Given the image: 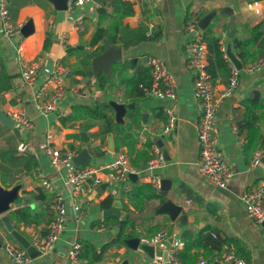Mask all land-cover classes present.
<instances>
[{"label": "crops", "instance_id": "1", "mask_svg": "<svg viewBox=\"0 0 264 264\" xmlns=\"http://www.w3.org/2000/svg\"><path fill=\"white\" fill-rule=\"evenodd\" d=\"M112 1L101 0L96 4L87 0L81 6L57 10L50 0H8L12 21L23 25L31 20L33 30L27 36L20 33L4 37L0 34V88H4L0 91V110L7 113L12 108L24 106L32 124L24 127L15 123L12 128H8L0 123V151L11 150L15 160L14 165L8 162L2 165L10 172L9 180H13L9 186L16 181L23 183L20 192L23 202L20 206L28 205L32 214H38L40 218L36 225L11 222L29 241L34 237H44L54 214V195L60 194L66 202L64 229L54 248L46 257L33 258L29 264H68L67 255L73 240L81 243L78 264H89L93 257L99 259L96 261H99L98 264H116L123 256L133 254L123 241H111L118 233L108 239L105 236L116 226L121 231L122 220L132 224L126 228V233H131L129 237H139L141 242L154 245L155 248L154 258H149L144 252L136 253L131 264H168L170 247L179 249L183 264H194L201 257L210 263L225 250H232L248 264H264V225L248 217L240 200L243 191L264 182V67L254 73L241 71L238 87L231 96L222 99L216 112L214 134L227 164L233 170L227 186L220 188L198 170V104L193 92L194 73L187 65L186 52V46L192 41L206 43L202 36L204 30L196 28L197 21L213 9L229 6L233 24L230 25L229 15L220 13L207 28L211 36L219 38L221 51L222 48L225 50L229 42L231 51L242 65L246 64L240 57L242 48L238 42L250 38V29L255 25H264V0L258 1L259 12L247 8V3L253 0H122L129 2L133 9V13L122 20L117 33L121 37L119 43L112 40L113 46L122 48L120 62L123 69L110 71L109 77L104 73L107 81L101 88V81L95 73L81 75L72 74V71L83 69L80 63L83 54L91 53L97 47L103 48L99 53L104 52L108 48L105 40L111 37H104L79 54L69 53L68 47H75L82 42L87 45L97 26L106 27L112 22V17L105 14L113 12ZM99 6L104 11L97 12ZM231 29L235 30L233 37H229ZM143 35L153 38L124 46V43H131ZM17 45H20L27 60H41L38 74L30 85L22 80L18 71L15 61ZM150 55L163 59L173 75L176 90L174 101L154 97L147 92L142 98L128 97L126 81L136 71L148 67L145 61ZM213 60L216 63V59ZM57 62L70 71L65 86L84 92L85 97L91 99V105L110 99L125 104L135 103V107L127 111L123 124L129 138L134 141L131 153L127 144L117 147L112 133L101 140L98 122H61L60 118L67 116L75 105L76 95L69 90L49 116L43 117L38 113L33 95L42 87ZM216 74L214 84L221 91L229 72L217 71ZM165 108L172 109L176 123L170 133L161 135ZM134 110L140 114L138 122L132 119ZM143 113H146L144 120ZM107 114L114 116L111 107ZM86 124L89 125L85 127ZM48 131L52 132L57 147L71 148L78 144L79 151L86 148L91 157L90 164L107 165L114 159L116 151H124L133 172L137 174L136 180L129 179V189L126 190L123 183L104 175L101 185L91 193L77 199L69 198L66 187L68 167L53 168L43 149ZM159 140L167 159L163 165L150 171L146 168V162L152 144ZM20 143L25 146L24 151L18 149ZM258 150L263 151L261 161L249 169L250 161ZM26 154L32 155L35 161L30 168L28 162L22 159ZM37 171L52 183L54 192H48L41 185ZM152 178L170 179L167 197L183 205L188 214L194 215V221L177 233V222H171L166 215L149 217L150 211L160 202L158 197H149L152 190L142 187L150 185L159 193V189L151 182ZM135 187H141L140 197L135 198L138 204L142 198L141 210L128 196V192ZM38 189L41 191L38 192ZM117 194L122 204L120 213L103 217V211L112 207ZM79 211L83 212L80 218ZM162 230L167 232V237L156 242L155 236ZM212 233L216 234L215 238ZM9 235L0 221V263L14 264L5 254L3 242L7 239L16 245L20 244ZM213 239L218 241L214 243Z\"/></svg>", "mask_w": 264, "mask_h": 264}, {"label": "built area", "instance_id": "2", "mask_svg": "<svg viewBox=\"0 0 264 264\" xmlns=\"http://www.w3.org/2000/svg\"><path fill=\"white\" fill-rule=\"evenodd\" d=\"M87 0H67V8L81 6ZM8 0H0V34L4 37L19 35L21 32V23H14L8 11ZM247 8L259 12V2L253 0L247 3ZM187 65L194 73L193 92L198 104L199 119L196 125V138L199 146L198 170L200 174L208 179L214 185L224 188L227 186L233 176V170L227 164L223 156L218 140L214 134L216 123V112L222 99L229 97L236 90L240 83L241 71L254 73L264 67V57H258L256 60L242 65L238 69L228 58L224 48H222L223 57L228 62L229 77L223 89L218 91L214 81L208 72V48L206 43L195 40L186 46ZM15 61L18 66L19 74L22 80L30 85L34 82L41 64L40 58L27 60L22 54L20 45L16 46ZM146 65L149 68L151 84L146 89L149 95L158 98H166L174 101L176 99L175 82L173 75L167 69L166 63L158 56L150 55L146 57ZM69 69L57 62L40 89L33 95V101L38 113L47 117L57 108V105L66 91H71L76 97H85L86 94L77 88L65 86V80L69 76ZM52 87V89H51ZM47 96L44 100L43 97ZM7 116L15 123L24 127L31 126V120L26 114L24 106L12 108L7 111ZM164 122L160 129V134L170 133L175 127L176 116L172 109L165 108ZM20 151L25 150V146L18 145ZM44 152L55 169L68 167L66 175V187L68 197L77 199L82 195L91 193L94 188L99 187L103 181V176L108 175L111 178L123 183V187L129 189L128 174L133 172L128 158L124 151L118 150L114 159L107 165L100 166L86 164L76 166L73 163V157L79 152V145L75 144L71 148H60L55 146L53 134L48 131L43 142ZM262 150H258L253 155L249 169L260 163ZM165 157L160 146L154 142L151 147V154L146 162V168L150 171L163 165ZM41 185L48 191L54 192L52 183L44 178L37 171ZM152 184L156 189H160V179L152 178ZM54 214L47 225L44 237H34L30 244L39 252L40 256L48 255L54 248L55 242L59 239L66 220V202L60 194L54 195ZM240 200L243 203L246 213L257 224H264V182L256 187L245 190L240 194ZM83 212L79 211L78 218ZM214 236L215 234L212 233ZM167 237L166 231H159L155 236V241L160 242ZM3 249L8 259L14 264H29L31 257L26 248L16 245L9 240H4ZM81 243L73 240L70 243L67 259L68 264H78L80 258ZM220 264H248L242 257L238 256L232 250H225L217 259ZM168 264H183L180 259L179 249L170 247L168 249ZM194 264H209L205 258H199Z\"/></svg>", "mask_w": 264, "mask_h": 264}, {"label": "trees", "instance_id": "3", "mask_svg": "<svg viewBox=\"0 0 264 264\" xmlns=\"http://www.w3.org/2000/svg\"><path fill=\"white\" fill-rule=\"evenodd\" d=\"M260 1V0H256ZM112 10L113 12L111 14H107L108 16L112 17V22L108 24L106 27H99L97 26L90 41L87 45H85L83 42L79 43L75 47H68V52H74L79 54L81 51H85L88 46H93L100 42L104 37H111L112 40L116 43H119V39L121 37L117 36V33L119 32L120 25L122 24V20L125 16L131 15L133 13L132 6L129 2H125L122 0H113L112 1ZM102 16H104L102 14ZM262 24H257L254 27L250 29V38L245 39L243 41H239L242 48V52L240 53V57L242 58L244 63H249L254 60H256L258 57H264V35L262 32ZM203 40L207 44L208 48V72L212 76V79L216 78V72L222 71V72H229L228 62L223 57V52L220 50V40L217 37H213L210 35V29L207 28L202 32ZM153 37L143 35L141 37H138L137 40L132 41L131 43H124L125 47H128L134 43L145 41V40H152ZM102 47H97L93 52L91 53H85L83 54V58L81 59L80 63L83 67V69H74L72 71V74H81V75H91L93 72L90 68V61L91 58L102 51ZM216 59V63H213ZM123 65L120 61H116L111 65V71H117L122 70ZM97 79L101 81V88H103L104 83L107 81L105 78L104 72H100L97 75ZM126 93L128 97L131 99L134 98H142L145 93L146 89L151 84V76L149 72V68L145 67L141 70L136 71V73L126 81ZM4 90V88H0V91ZM110 109V106L106 101L103 102H97L95 105H86V104H75L71 107L70 113L67 116L61 117L60 120L63 124H66V122L70 121H77V120H83L84 122H98L99 123V136L101 140H104L105 136L108 133L114 134L117 147L122 146L124 144H127L129 147L130 153L132 152V145L134 143L133 140H131L126 133V126L123 124L116 123L114 121V118L107 114V110ZM132 119L139 121L140 114L137 111H133ZM89 124H86L85 127H87ZM9 142V140H8ZM264 143V140H263ZM0 180L1 183L4 186H9L13 180H9V174L8 169L5 168L2 164L3 163H10L11 165H14L13 163L15 160H13V153L11 150H7V152L0 151ZM23 161L28 162V167H32L35 163L34 158L30 154H26V157H22ZM10 173V172H9ZM143 188H147L152 190V193H150L149 197H158L159 199H162L159 196V193L153 190L152 186L150 185H143ZM139 189L141 187H135L133 190H130L128 192V196L132 203L138 208V210L143 209L142 204V198L139 199L141 202L138 204V202L135 201V198H139ZM41 189H38V192H40ZM8 216L14 224L23 223L25 225L30 224H38L39 221V215L38 214H32L31 209L28 205L26 206H18L15 209L11 210L8 213ZM132 225L130 224V221L122 220L121 221V231L118 233V235L111 239V241L118 240L119 242H122L124 238H128L131 233H126L127 226ZM215 234V233H214ZM212 235V234H211ZM11 237V235H9ZM212 237H216V234ZM217 239H213V242H217ZM183 257V256H182ZM99 260L96 257H93L92 260L89 262V264H95V262Z\"/></svg>", "mask_w": 264, "mask_h": 264}, {"label": "water", "instance_id": "4", "mask_svg": "<svg viewBox=\"0 0 264 264\" xmlns=\"http://www.w3.org/2000/svg\"><path fill=\"white\" fill-rule=\"evenodd\" d=\"M96 4H99L101 0H90ZM54 7L57 10H66L67 9V0H50ZM97 12L104 11V8L98 7L96 9ZM226 14L229 15L231 18L230 25L233 24V17H232V9L229 6L223 7L220 10L213 9L203 15L198 21L196 28L205 30L208 25L210 24L211 20L218 14ZM262 32L264 33V25L261 27ZM33 30L32 21L28 20L24 23L21 27V34L23 36H27ZM235 30L231 29L229 33V37H233ZM112 39L107 38L105 40V44L108 48L97 55H95L91 59V69L92 72L98 75L100 72H104L107 77L110 76L111 65L122 59V48L115 47L112 45ZM225 53L231 62L238 68H242L241 61L235 56V54L231 51L230 43H226ZM131 62H134V59H131ZM74 104H91V99L89 97H75ZM108 105L112 108L114 112V121L119 124H124L125 120L124 117L129 109H133L135 107V103H122L110 99L107 101ZM146 113L142 114L143 120L145 119ZM0 123L5 127L12 128L15 125L13 119L9 118L7 114L0 110ZM158 145L162 147L161 141H157ZM162 153L167 159L166 151L162 148ZM73 163L76 166L90 164L91 157L86 148L81 149L74 157ZM129 179L132 181L136 180L137 174L135 172H130L128 174ZM171 180L167 178L160 179V189H159V196L162 199H159V204L150 211V216L155 215H166L171 222H177L178 228L175 231L177 233L181 230L182 227L187 226L189 223L194 221V215L188 214L187 210L184 209L183 205L176 204L171 201L168 196V191L170 189ZM23 188V183L21 181L14 182L11 186H4L0 180V221L4 227V229L24 248H26L27 253L33 259L40 256V252L30 244V241L22 235L17 229L14 228L13 223L11 222L8 213L14 209L16 206H20L23 202V197L20 195L21 189ZM113 201L112 207L103 211V217L111 216L114 214H119L120 209L122 208V204L119 199V195L117 194ZM264 225V224H263ZM120 228L114 227L109 233H107L106 239L110 238L111 235L119 233ZM123 243L125 246L131 250L133 254H139L140 252L146 253L149 258L155 257V248L154 245H150L147 243L141 242L139 237H128L123 239ZM1 240H0V247H1ZM133 254L123 256L116 264H131V260L134 257ZM45 257L47 255H44ZM96 262V264H98ZM5 264V263H0ZM209 264H220L218 260H212Z\"/></svg>", "mask_w": 264, "mask_h": 264}]
</instances>
